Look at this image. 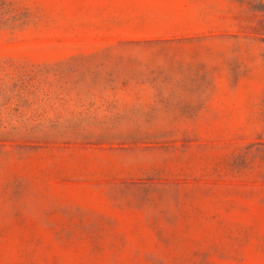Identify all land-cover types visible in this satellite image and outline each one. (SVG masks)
Returning <instances> with one entry per match:
<instances>
[{
  "label": "rangeland",
  "instance_id": "1",
  "mask_svg": "<svg viewBox=\"0 0 264 264\" xmlns=\"http://www.w3.org/2000/svg\"><path fill=\"white\" fill-rule=\"evenodd\" d=\"M0 264H264V0H0Z\"/></svg>",
  "mask_w": 264,
  "mask_h": 264
}]
</instances>
